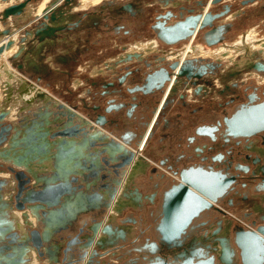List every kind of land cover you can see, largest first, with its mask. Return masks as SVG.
Masks as SVG:
<instances>
[{"label": "rangeland", "instance_id": "rangeland-1", "mask_svg": "<svg viewBox=\"0 0 264 264\" xmlns=\"http://www.w3.org/2000/svg\"><path fill=\"white\" fill-rule=\"evenodd\" d=\"M43 1L16 0L14 3L2 6L4 2H9V0H0V19L4 7L24 3L23 11L20 14L11 16L5 21L0 20V33L5 29L9 31L7 36L0 35V41L6 37H12L10 40H13L12 45L15 42L16 45L24 47L25 55L36 59L35 61L31 60L33 67H22L23 71L19 70L18 65H22L20 62H24L20 60L24 59L25 56H22L23 51L16 53L18 51L16 48V51L13 52L16 54L11 58L1 59L0 65L7 61L12 72L18 75L15 72L17 71L20 77L22 76L20 73L23 74V72L30 76L34 75L32 78H27L29 83L39 85L50 95L53 93L58 95L59 97L53 96L54 94L52 96L59 101L61 100V104L83 116V119L91 121L90 123L93 122V125L90 126L88 123H80L82 120L73 117L79 126L84 127L86 131V135L80 133L79 137L71 138L74 139L75 145L80 148L78 142L88 141L86 152L91 156L90 151L93 150V147L89 142L92 140V133H98L104 137V142L109 141L110 135L115 136L114 138L119 141L112 140L113 143L110 140L113 146L111 148L117 152L120 149H125L127 153L133 156L137 153L136 149H138L142 139L141 135L145 134L153 115L155 116L160 111L153 134L148 139L147 155L145 154L144 159L139 157L131 161L130 165L117 166L115 169L113 167L114 162L109 161L111 159L107 149L109 147L104 143L103 149L106 152L103 151L102 155L108 154L109 164L105 163L107 159L100 158L101 162L99 160L100 163H96L98 166L91 168L89 172L86 169L92 162L90 157L84 162L82 168L85 167L84 171L92 174V176L86 172H83V175L77 173V175L71 176L76 178L75 187H82L80 192L88 195L99 191L105 203L109 204L107 210H104V213L97 217H93V214L89 213L82 215L76 223L74 232L56 235L57 241L66 239V243L72 239H79L75 245V250L72 251L76 255V248L83 245L81 249L86 252V258L79 264H89V261L93 264L108 263L109 259L113 260L114 255L112 253L115 251H121L120 259H114L112 262L128 264L129 261H137L138 264H141L143 260L150 257L144 251L138 252L136 250L141 249L147 241L157 242L154 230L156 220L153 214L155 210H158L160 204L158 195L163 193L164 186L170 179L176 180V176L183 169L197 163L207 162L204 164L206 169L215 165L217 169L214 168L217 171L226 169L230 163H234V165L246 164L250 165V171L248 170L246 173L236 170L228 171V174H233V180L220 199V203L218 205L215 203L213 206L218 208L216 214L201 219L200 224L202 225L199 224L197 231L192 232L194 234L186 239L188 244H194L197 240L201 246H204L210 244L209 239L212 238V243L219 249V257L223 255L224 259L228 260L224 253L227 254L229 250L231 252L233 248L236 249L233 247L232 241L235 230L238 227L248 229L264 224V189L260 188L261 180L258 182L251 178L254 176L253 172L258 175L261 173L262 164H264V138L262 139V136L259 135L250 138L249 136L229 134L224 122V117L228 116L233 108L245 102V94L255 91L264 100V54H250L251 56L255 55L254 57L257 59L252 60L255 62L247 66L249 68L241 67L244 69L238 71L236 75L235 70L241 68H234L235 66L231 64L232 69H229L228 65L230 64L228 60H223V57L195 58L199 65L207 68V72L200 79H190L180 75L182 77L179 79V84L167 100L168 105L164 109L161 103L168 88L169 79L165 80L164 86L159 89L147 90L146 86L148 77L161 69L173 76L175 70L169 64L179 61L177 55H180L188 44L203 46L204 50H211V52L231 50L233 54L236 51V45L244 34L253 33L257 39H264V0H104L98 6H87L86 8L81 6V0L69 2L61 0L58 6L47 14V19L44 17L37 19L35 11ZM54 1L60 0H50L49 2ZM192 17H202L203 25L192 28L190 35L173 42H166L161 36L162 29L172 28ZM204 17L208 18L204 20ZM27 34L30 35L27 37ZM15 36L17 37L15 38ZM46 39L47 41L53 40L55 44L43 45ZM37 41L44 46H42L43 49L42 47L37 48L40 46L36 45ZM151 42H154L151 44L153 46L148 49L137 48L135 45ZM84 47L91 48L92 52L81 53L80 50ZM150 49L152 50L149 51ZM242 51L244 52V50ZM247 57L249 59V56ZM71 62L74 65L72 69H69ZM52 71L64 73L67 77L64 80L50 79V77L39 78L42 73ZM21 78L24 79L25 77ZM0 79H4L2 75ZM190 80L195 81V83ZM61 104L55 103L54 106L52 101L45 100H38L37 102V108L44 109L40 113L42 116L45 115L44 117H50L48 115L49 108L56 107V112L52 114L54 117L51 121L52 124H48L49 128L54 129L43 131L50 139V145L48 144L47 148L49 150L73 142L68 138L64 139L65 141L50 138V134L62 126L61 123L67 122V117L56 115L62 108L64 109L61 112L68 113L63 106L58 109ZM11 110L8 105L4 106L3 104V107H0V112H7L4 124L12 126L10 135L16 130L14 122L18 121V118L12 121L9 117L13 113ZM10 111L11 114H9ZM18 111H21V108ZM36 111L31 110V114L29 112L28 115L32 118L35 117L33 115ZM45 111L48 113L44 114ZM97 115L103 116L106 120L103 125L96 123ZM56 117L59 118L58 122H56ZM36 121L37 118L31 121L30 127H35ZM20 123L22 124L21 121L18 122V124ZM21 126L23 127V124ZM93 126H96L97 129ZM91 127L93 131H90ZM211 132L215 137L227 135V138L234 141L238 139L240 142L239 144L235 142L225 143L222 140L214 145L213 141L209 142ZM126 133L132 135L130 144L121 140L120 136ZM92 145L96 146L94 150H102L98 142ZM115 154L116 152L112 155ZM219 154L222 156L220 157ZM216 156L218 161L214 160ZM204 158L205 160H202ZM55 162H60V160H55ZM142 162L148 168V172L147 169L145 172L134 170L137 167L145 168ZM1 164L7 165L2 166ZM13 164L9 160H0V174L3 172L1 175H7L4 179H7V183L11 185L8 186L10 189H7L13 196L12 204L15 203L14 197L17 193L18 182L12 176L15 172L12 170L10 172L7 167L12 165L14 169L25 171L24 167L17 168ZM135 171L136 173L133 174ZM220 172L225 174V171L222 172L221 170ZM24 173L28 176L26 171ZM43 175L51 176L52 172L43 173ZM129 175H131L130 178ZM84 179L89 185L88 188H85ZM130 181L133 182L130 183ZM91 183L93 186L90 187ZM104 183H106V187L108 186L107 189L104 188ZM32 186L33 180L30 179L29 187ZM119 186H122L121 191L118 190ZM111 205H116V207L111 210L109 214L111 217H108L106 223L104 222L101 226L100 240L103 236V239L108 237L115 240L114 244L108 246L105 244V247L113 248H108V251H105L94 247L89 251V248H85L88 238L82 236L91 238L93 235L88 227H83V223L90 227L96 220L100 223ZM15 211L18 210L15 209ZM116 221L118 226L115 224ZM25 222L26 229H37L36 227L40 225L39 221L35 226L27 223L26 220ZM190 228L189 226L188 231L191 230ZM103 230H105L104 233ZM18 233L23 235L19 230ZM50 245L44 243L38 251L45 254L44 248L50 247ZM212 248L210 247V249ZM32 250L35 251L34 248ZM95 251L97 254H94ZM58 258L62 260L60 254ZM38 259L39 264H50L45 256L38 255ZM216 261L218 263L217 259Z\"/></svg>", "mask_w": 264, "mask_h": 264}, {"label": "water", "instance_id": "water-1", "mask_svg": "<svg viewBox=\"0 0 264 264\" xmlns=\"http://www.w3.org/2000/svg\"><path fill=\"white\" fill-rule=\"evenodd\" d=\"M64 1L69 2L71 0ZM52 5L49 12L56 7L54 3ZM23 7L24 3L5 8L0 20L5 21L11 16L20 14L23 11ZM48 13H45L42 17L47 19ZM201 18L192 17L176 24L172 28H164L162 29L161 36H172L169 42L185 38L191 34L192 28L197 27V21ZM205 18L208 17H204V20ZM201 25H203L202 22ZM7 34H9L7 29L0 33V35L4 36H7ZM11 45L12 41H7L5 45L0 46V55L4 49L9 48ZM62 106L59 107L62 108ZM66 109V111L69 110L70 112L64 113L59 109L58 113H56V115L67 117V122L61 123L62 126L50 134L51 139L61 141L67 138H77L80 133L85 134V128H81L76 121L73 122L75 120L73 119L75 113H78L71 108ZM6 114L7 112L5 111L0 112V160L4 161L8 159L17 168L27 167L28 169H25V171L28 173V176L25 173H16L18 181L17 193L14 197L15 203L11 205L12 207L0 195V264H28L32 257L30 255L32 248L38 251L44 243L51 245L45 248V254L40 252L38 254L42 257L45 256L48 263L58 264L66 262L65 264H79L86 258V252L81 249L83 245L76 248V255L72 253L79 240L72 239L65 243L66 247H63L60 242L54 241L56 240L55 237L59 232L73 228V225L82 215L93 213V216L97 217L104 213V210H107L108 204L105 203L99 191V193L93 192L88 195L80 192L82 187L76 188L75 179L71 177L68 180L65 170H62L60 174L47 175L46 177L33 168L32 165L40 161L38 160L39 156L48 151L49 142L47 140L44 143L38 141L39 138L46 137V133L35 131L33 129L34 126H32L26 130V138L17 142V134L10 138L12 126L4 124ZM263 117L264 104L255 105L249 109L237 111L225 124L227 131L232 135L252 136L264 131ZM82 142H78L80 147H83L81 145ZM60 146L55 150L56 161L64 154V149L61 150ZM17 150H21L22 153H16ZM114 152H116L115 156L119 159L118 162L122 161L123 166L129 165L132 159L131 154L120 152L119 150L118 152ZM94 163L90 162V166H86V170L90 172L91 168L98 166L97 162ZM57 165L58 163L55 164V167ZM7 170L11 172L9 167H7ZM83 172L86 171L83 170ZM179 177L180 183L173 185L164 194L162 216L156 227L160 237L159 241L165 244H176L185 233L193 218L197 217L201 212L210 209L211 205L208 200H212L215 203L218 201V198L224 195L231 180L219 181L218 177L226 178L221 172H211L203 169L183 170L179 173ZM30 179L34 183L32 187H29ZM83 183H85V188L89 187L86 180ZM4 186L5 182L0 179V193L1 188ZM91 186H93L92 183L90 184ZM104 188L107 189L105 183ZM73 206H76V208H72ZM15 209L23 212L24 217L27 216V213L36 217L39 220L40 227L32 230L27 229V231L21 233L23 235H20L18 233L20 229L14 225V216L10 212ZM98 223H94L89 228L92 231V235L97 233L99 229ZM104 232L105 230H103ZM89 242L90 239H88L87 247L85 248L91 247ZM235 243L240 249L241 257L243 258L244 250L248 243H255L256 245L262 243L264 245V226L257 227V230L254 232L237 233ZM96 245L100 249L105 247L101 240ZM250 248L254 251H261L264 247ZM59 254L62 256V260H59ZM94 254H97L96 251ZM192 263L191 261H187L184 264ZM199 263L205 264L203 261Z\"/></svg>", "mask_w": 264, "mask_h": 264}, {"label": "bare ground", "instance_id": "bare-ground-1", "mask_svg": "<svg viewBox=\"0 0 264 264\" xmlns=\"http://www.w3.org/2000/svg\"><path fill=\"white\" fill-rule=\"evenodd\" d=\"M14 1H16V0H9V2H4L3 3V5L2 6H5V5H9V4H11V3H14ZM50 0H44L41 4H40V6L38 7V9L35 11V17L38 19V18H41L45 13H48L49 12V9L53 6L52 5V3H54V5L55 6H58V4L61 2V0L60 1H58L57 3L54 1V2H49ZM102 1H104V0H81V6L82 7H87V6H90V7H94V6H98V4H100ZM212 1V0H211ZM210 1V2H211ZM209 2V3H210ZM102 6H103V4H101ZM177 5V4H176ZM2 6H1V8H2ZM7 7V6H6ZM6 7H4V8H6ZM3 8V9H4ZM205 11H206V9H205ZM61 12V11H60ZM64 12V11H63ZM59 13V12H58ZM62 14V13H61ZM202 14V13H201ZM204 14H206L205 12H204ZM58 15V14H57ZM203 16V15H202ZM59 17V16H58ZM212 17V16H211ZM52 19V18H51ZM53 19H54V17H53ZM64 19V18H63ZM66 19V18H65ZM56 20V19H55ZM201 21V20H200ZM200 21L198 22V25L200 26L201 25V23H200ZM63 22V21H62ZM62 22H60V23H62ZM59 23V24H60ZM200 23V24H199ZM198 26V27H199ZM62 28V27H61ZM44 31V30H43ZM196 31V30H195ZM45 32V31H44ZM47 32V31H46ZM51 32H53V31H51ZM50 32V33H51ZM195 33V32H194ZM194 33H193V35H194ZM45 34V33H44ZM47 34H49V33H47ZM28 35H30V34H27V37H28ZM42 35V34H41ZM45 36H46V34H45ZM14 37V36H13ZM17 36H15V38H16ZM26 37V36H25ZM26 37V38H27ZM39 37V36H38ZM47 37H48V35H47ZM192 38V37H191ZM12 39V37H6L5 39H3L2 41H0V46H2V45H5V43L7 42V41H10ZM32 39V38H31ZM40 39H42V38H40ZM47 40V39H46ZM45 40V41H46ZM13 41V40H12ZM16 41V40H15ZM28 41V40H27ZM44 41V42H45ZM5 42V43H4ZM38 42V41H37ZM43 42V43H44ZM20 43H22V42H20ZM47 43V42H46ZM50 43V42H49ZM152 43H154V42H151V43H147V44H141V43H137V44H135L136 45V47L137 48H146V49H148V48H150V46H153V45H151ZM156 43V42H155ZM19 44V43H18ZM24 44V43H23ZM51 44H54V42L53 41H51ZM37 45H40V43L39 44H37ZM45 45V44H44ZM155 45V44H154ZM40 47H42V45H40L39 47H37L38 49H40ZM133 47H135V46H133ZM132 47V48H133ZM135 47V48H136ZM203 46H200V45H192V44H188V46H186L185 47V49H184V51L180 54V55H177V56H179L178 58H179V60H180V63H178V64H181V62L182 61H184L185 59H194V58H198V57H210V56H219V57H223L224 59L223 60H228L229 61V63H232V64H235L236 65V67H247L248 65H250V64H253V62H255V61H252V60H254V59H257V57H254L253 55L251 56L250 54H255V53H261V54H264V39H257L256 37H255V35L253 34V33H248L247 35L246 34H244V36L242 37V39L239 41V43L236 45V51H235V53H231L232 51L231 50H229V51H227L225 48V51H222V50H216L215 52L214 51H212L211 52V50L210 51H206V50H204V48H202ZM16 48H18V51L16 52V53H20L21 51H23V53H24V47H20V46H18V45H16L15 44V42L13 43V45H11L9 48H7V49H4L3 50V54H1L0 55V60L1 59H5V57H7V58H11V57H13V55H14V53H13V50H15L16 51ZM156 49V48H155ZM183 49V48H182ZM181 49V50H182ZM152 49H150L149 51H151ZM242 50H244V52L242 51ZM14 51V52H15ZM240 51H242V53H240ZM37 52V51H36ZM13 53V54H12ZM15 53V54H16ZM179 53V52H178ZM35 54V53H34ZM244 54H246L245 56H243ZM166 55V54H165ZM173 55V54H172ZM260 55V54H259ZM171 56V55H170ZM247 56H249V59H247L248 57ZM261 56H263V55H261ZM167 57H168V55H167ZM247 57V58H246ZM175 59H176V57H175ZM263 60V59H262ZM1 63H2V61H1ZM0 67H1V71H0V76L2 75V78H4V79H7L6 81L4 80V79H0V107H3V104H4V106H10L11 107V109L13 110V113H12V115L11 116H9V117H11V120H13V121H15L17 118H18V113H20V111H18V109L19 108H21L23 105H25L26 104V107L29 105V107H27V109H28V111L30 112V114H31V110H37L34 114L35 115H33V116H35V117H33L32 118V120L31 121H34L35 120V118H37V121H38V119H40V118H42L40 121H39V127H41V128H43V121H44V119H46L45 117H43L41 114H40V112L42 111V110H44V109H40V108H37L38 107V105H37V102H38V100H45V101H52L53 103H54V105H55V103L56 104H61L60 102L61 101H59L58 99H55V98H53V96L52 95H50V93H48V91H46V90H44L42 87H40L39 85L37 86V85H33L32 83H29V81L26 79V78H24L23 76H21V77H23L24 79H22L19 75H15L13 72H12V70L10 69L11 67L8 65V63H7V61L5 62V63H3L2 65H0ZM25 76V75H24ZM256 76V75H255ZM6 77V78H5ZM4 80V81H3ZM3 84V85H2ZM13 91H15V92H13ZM167 93H168V90L166 91V93H165V95H167ZM6 94H7V96H6ZM165 95H164V97H165ZM44 104V103H43ZM47 105H49V104H47ZM61 105H63V104H61ZM46 106V105H45ZM65 108H68L67 106H65V105H63ZM24 107V106H23ZM60 108V107H59ZM11 110V111H12ZM22 110V109H21ZM67 110V109H66ZM11 111L9 112V114H11ZM18 111V112H17ZM23 111V110H22ZM51 111H49V113H50ZM67 112H70L69 110L67 111ZM45 113H48V111H45L44 112V114ZM58 113V112H57ZM40 114V115H39ZM60 117V116H59ZM82 117V118H81ZM75 118H78V119H80V120H82V121H84L85 123H87V121H85L84 119H83V116H80V115H78V114H76L75 113ZM8 119V118H7ZM30 119V118H29ZM48 119V118H47ZM56 119H57V121L56 122H58V120H59V118L58 117H56ZM36 121V122H37ZM17 122H19V120L17 121ZM51 122V121H50ZM48 124H52V122L51 123H48ZM48 124H46V128L45 129H51L52 130V128H49V126H48ZM83 126V125H82ZM45 127V126H44ZM29 128H30V125H29ZM84 128V127H83ZM28 129V128H27ZM34 130H36L37 128H36V126L33 128ZM40 129V128H39ZM45 129H43L42 130V132L45 130ZM46 131V130H45ZM90 131H91V129H90ZM24 133H26V132H24ZM91 134V133H90ZM86 135V134H85ZM47 136V135H46ZM95 136V135H94ZM84 137V136H83ZM115 137V136H114ZM93 138V136L91 137V139ZM44 140H50L49 138H47V137H44L43 138ZM100 139V138H99ZM70 140H73V139H70ZM103 140V139H102ZM22 141V140H21ZM38 141H40L41 143H44V141L42 140V138H39V140ZM65 141V140H64ZM67 141V140H66ZM101 141V140H100ZM58 142H60V141H58ZM53 143H54V141H53ZM88 143V141H84V143L82 144V146L83 147H80V149L79 150H77L76 152H75V154L72 156V160H71V163H70V165L66 168V169H60L59 168V165H62L61 163L60 164H58L57 165V167H55V164H54V162H55V160H56V156H55V153H56V149H53V150H49L48 149V151L47 152H45V153H43V154H41L40 156H39V159L38 160H40L39 162H37L35 165L33 164L32 166H35L36 167V169L38 170V168H40L41 170L42 169H45L46 170V164H49V167L47 168V169H50L48 172H52V175L51 176H53V175H56V174H60L61 173V171L62 170H65L66 171V176H67V178H68V180L71 178V176L72 175H74V174H77V173H83V170H84V168L85 167H83L82 168V165L84 164V162H86V160L87 159H90V154H87V152H86V146L88 145L87 144ZM90 143V142H89ZM61 144V143H60ZM50 145V144H49ZM123 145V144H122ZM147 145H148V143L146 144V137L144 138V140H142V142L139 144V146H138V149H136L137 151V153H135L133 156H132V159L133 160H135V159H137V158H139V157H141V159H144V156H145V152L147 151ZM65 145H61L59 148L61 149H64L66 152H67V150H68V147L65 149V147H64ZM99 146V145H98ZM118 147V146H117ZM58 148V147H57ZM126 148V147H125ZM61 149V150H62ZM108 149V151H109V149H114V148H111V147H109V148H107ZM125 150V149H124ZM129 150V149H128ZM19 152V151H18ZM106 152V151H105ZM110 152V151H109ZM130 152V151H129ZM17 153V152H16ZM115 152H113L112 154H114ZM147 155V154H146ZM148 157V156H147ZM101 158V157H100ZM149 159V158H148ZM8 160V159H7ZM6 160V161H7ZM48 160V161H47ZM91 160V159H90ZM107 160H109V159H107ZM47 161V162H46ZM58 161V160H57ZM100 162H101V160H100ZM153 162V161H152ZM7 164H9V163H7ZM7 164H1L2 166L4 165V166H6ZM103 164V163H102ZM131 164V162L129 163V165ZM90 165V164H89ZM121 165V164H120ZM10 166V165H9ZM50 166H52V169H51V167ZM122 166V165H121ZM121 166H119V167H121ZM15 167V166H14ZM24 167V166H23ZM106 167H107V165H106ZM122 167H124V166H122ZM13 172H15V174L14 175H12V176H14V180L15 181H17V179H16V173H24L23 171H21V170H18V169H14L13 167H12V165H11V167H9ZM25 169H28L27 167H24ZM113 168V167H112ZM105 169V168H104ZM23 170V169H22ZM114 170V169H113ZM47 171V170H46ZM79 171H82V172H79ZM145 172V169L143 170H141L140 172ZM115 172V171H114ZM123 172V171H122ZM3 173V172H2ZM1 173V174H2ZM47 173V172H46ZM136 173V171L135 172H133V174H135ZM0 174V179H2L4 182H5V186L4 187H2L1 188V193H0V195L2 196V198L6 201V202H8L9 203V205L11 206L12 205V202H13V196H12V194L10 193V191H8V189H10V188H8V186H11L10 184H8L7 182V179H5L4 180V178L7 176V175H1ZM26 174V173H25ZM48 174V173H47ZM138 174V173H137ZM92 175V174H91ZM94 175H95V173H94ZM110 175H112V174H110ZM113 176V175H112ZM146 176V175H145ZM147 176H148V174H147ZM131 177V175H129V178ZM112 178V177H111ZM72 179H75L76 180V178H72ZM136 179V178H135ZM106 180V179H105ZM119 180V179H118ZM152 181V180H151ZM18 182V181H17ZM131 182V181H130ZM180 183V182H179ZM179 183H177V185L179 184ZM32 184V183H31ZM34 184V183H33ZM147 185V184H146ZM148 185H149V183H148ZM108 187V186H107ZM110 187V186H109ZM114 187V186H113ZM124 187V186H123ZM8 188V189H7ZM96 188V187H95ZM98 188V187H97ZM122 188V186H119V189L118 190H120ZM5 189V190H4ZM7 189V190H6ZM83 190V189H82ZM17 191V190H16ZM113 191V190H112ZM121 191V190H120ZM109 192V191H108ZM208 202H209V204L211 205L210 206V209H212L213 208V204H214V201H212V200H208ZM109 204V203H108ZM115 204V203H114ZM113 204V205H114ZM113 205H111V207H110V209H109V211H107L106 213H105V215H104V217H103V220L99 223V229H98V231H97V233L96 234H94L91 238H89V237H85V238H88V239H90V242H89V244L91 245V247H88L89 248V251H91L94 247H98V245H96L97 244V242L100 240V237H101V226L103 225V223L105 222L106 223V219L108 220V217H109V214H110V212H111V210L112 209H114L115 207H116V205L115 206H113ZM160 206H161V204L159 205V208H160ZM12 207V206H11ZM72 208H76V206H73ZM210 209H207V210H210ZM207 210H205V211H207ZM155 211H157V210H155ZM205 211H203V212H205ZM12 214H13V216H14V219H13V222H14V225L17 227V228H19L20 229V232L21 231H27V229H26V227H25V220L27 221V223H29V224H31V225H33V226H35L36 225V223L39 221V220H37L36 219V217H33V216H31V215H29V213H27L26 215V217H24L23 216V212H18V211H15V210H13V211H10ZM89 214H93V213H89ZM111 214H113V213H111ZM142 215H143V213H142ZM141 216V215H140ZM161 216H162V212H161ZM94 217V216H93ZM111 217V216H110ZM109 217V218H110ZM81 218V217H80ZM92 218V217H91ZM137 219V218H136ZM139 219V218H138ZM160 219H161V217H160ZM160 219H159V221H160ZM79 220V219H78ZM95 220V219H94ZM159 221H158V223H159ZM78 222V221H77ZM76 222V223H77ZM123 222V221H122ZM192 222V221H191ZM39 223V222H38ZM76 223L73 225V228H71V229H68V230H66V232H59L57 235L59 236V234L61 235H63V234H66L67 232H71V233H73L74 232V230H75V226H76ZM158 223H157V225H158ZM84 224V225H83ZM82 225H83V227H90V226H87L85 223H83ZM38 225V224H37ZM156 225V226H157ZM40 225H38V227H39ZM124 226V225H123ZM138 230V229H137ZM186 232V231H185ZM24 233V232H23ZM136 233V232H135ZM132 235H134V234H132ZM159 237V236H158ZM60 238V237H59ZM58 239H56V241H57ZM60 240V239H59ZM61 240H64V239H61ZM65 241H66V239H65ZM65 241H64V245H63V243H61L62 244V246L64 247L65 246ZM104 246V245H103ZM46 248V247H45ZM45 248H44V253H45ZM114 249H116V248H114ZM40 251H37V250H35V251H31L30 253V255H32V257H31V260H30V264H39V259H38V253H39ZM40 253H42L43 254V252H40ZM90 253V252H89ZM40 256V255H39Z\"/></svg>", "mask_w": 264, "mask_h": 264}, {"label": "flooded vegetation", "instance_id": "flooded-vegetation-1", "mask_svg": "<svg viewBox=\"0 0 264 264\" xmlns=\"http://www.w3.org/2000/svg\"><path fill=\"white\" fill-rule=\"evenodd\" d=\"M200 20L201 19H199L197 21V23ZM200 23H201V21H200ZM164 39H165L166 42H169V40L172 39V36H164ZM178 63H180V60L178 62H175V63L171 62V64H169L175 70V72L173 73V76H171L169 72H166L165 70L161 69L160 71H157L156 73H154L152 76H149L148 79H147V86H146L147 90H150L151 88L159 89V88H161V86H164L165 80L169 79L168 81H170V82H169L168 88L166 89V91L168 90V93H167V95H165V93H166V91H165V93H164L165 97L163 96V101L161 103L164 106L163 109L166 107V105H168L167 104L168 103L167 100L172 96L173 92L176 90V87L179 84L178 82L180 81L179 79L182 77L180 75L189 77L190 79H192V78L200 79L203 76V74L207 72V70H206L207 68L205 66H203V65H199V62L195 58L194 59H185L184 61L181 62V64H178ZM193 64H194V67H192ZM247 68H249V67H247ZM168 69H171V68H168ZM243 69L244 68H241V69L235 71V75L237 74L238 71H242ZM190 81L192 83H195V81H193V80H190ZM170 91H171V93H170ZM245 95H246L245 102H243L242 104H239L238 106L233 108L232 112L228 116L226 115L224 117V122H226L227 120L231 119V117L237 111H240L241 109H249L252 106L264 104V100L261 99L259 97V94H257L255 91H252L251 93L245 94ZM159 113H160V111H159ZM159 113L155 114V116L153 115L152 120L153 119L154 120L150 121V123H149V125H148V127L146 129V132H145L146 135L145 134H144L145 136L141 135L142 138L146 137V144L149 141L148 139L151 138V136L153 134L154 128H155V126L157 124V119H158L157 117H158ZM94 119H95V117H94ZM85 120L87 121L88 124H90V126L93 125L92 124L93 122L90 123L91 121L89 122L87 119H85ZM105 122H106V120L104 119L103 116L97 115L96 123H98L100 125H103ZM262 122L264 123V117L262 119ZM93 127L95 129H97L96 126H93ZM101 127H103V126H101ZM215 130H216V128H215ZM91 131H93L92 127H91ZM204 133L206 134V132H203V134ZM212 133L213 132H211V134L209 135V138H210L209 142L213 141L214 145H216L217 143H220L222 140L225 143L235 142L236 144H239V142H240L238 139H236L234 141L231 138H227V135L226 136L221 135L220 137H218V136L215 137V135L212 134ZM228 133H226V134H228ZM92 135H93L94 139L91 140L90 143H89L93 147V150L90 151V153H92L91 156H90L92 162H97L98 163L99 160H100V156L103 159H109L108 158V154L106 156H104V155H102V153H103V151L105 152V150L103 149V144L104 143L107 145V147H113L112 146V142L110 141L111 139H108L109 141L104 142V140H105L104 137H102L98 133H92ZM257 135L262 136V139H263L264 138V131H261V132L255 134V135H252V136H249V137L251 138V137H254V136H257ZM131 136H132L131 133H126L125 135H123L121 137V140L124 143H126V144H130L129 141H130ZM144 138H143V140H144ZM97 142L101 145L102 150H94V149H96V146H94L92 144H97ZM140 142H142V141H140ZM109 151H110V155H111V159L109 161L110 162H115L113 167H115V169H116L117 166H121V165L123 166V164H122L123 162L122 161L118 162L119 159L115 155L113 156L111 154V153H113L115 151V149H109ZM120 151H122L124 153H127L124 149H120ZM94 152H96V153L94 154ZM219 156L221 157L222 155L219 154ZM202 160H205V158L202 159ZM214 160L218 161L217 156H216V159L214 158ZM131 161H134V160L131 159ZM105 162L109 164L108 160L105 161ZM205 163H207V162H205ZM205 163H203V164H201V163L200 164L199 163L193 164L192 166H190L188 168H185L183 170H188V169L202 170L203 169V170H209L211 172L212 171L213 172H220L222 170V172L225 171V174H223V175L227 179L218 177V180L219 181H226V180H230L231 179L229 185L231 184V182L233 180L232 179V175L233 174H231V173L228 174L229 170H232V172L236 170V171H241V172H244V173H246L248 170L250 171V165H246V164L245 165L244 164H239V165L235 164L234 165V163H230V164H228V167L226 169H220V171H217L216 170L217 168L213 164H212L213 166L208 167V169H206V166L204 165ZM124 167H125V165H124ZM147 172H148V170H147ZM261 174L264 176V164H262L261 173H259V175H258V174H255L253 172L254 176H251V178H253L252 180L258 181V182L261 180L260 188L264 189V177ZM178 180H180L179 174L176 176V180L170 179L167 182V184L164 186L163 193L158 195V200L160 201L159 203L161 204L160 210H159V205H158V210L155 211L156 215H155V213L153 214V217L155 216L154 218L156 220V224H155V229L154 230H155V233H156L157 242H155V241L154 242L153 241H147L144 245H142L141 249L136 250L138 252H143L144 251L150 257L147 260L146 259L143 260L141 262V264H184L187 261L193 262L192 264H200L199 262H201V261H203L205 264H225V263L226 264H264V248H262L263 250H261V251H254V250H252L250 248V247H264V245L262 243L261 244H257V245L255 243H248L246 245V249L244 250L243 258L241 257V251L238 248V246L236 245V243L234 245L237 233L254 232V231L257 230V227H259V226L250 227L248 229H245L243 227H238V229L235 230V232L232 235V237H233L232 241H233V247H235L238 250H236V249L234 250V248H233L232 249L233 251L231 250V252H230V250H229V252H227V254L224 253L228 257V260H225L223 255H221V257H219V255H218L219 249L216 248L215 244L212 243V238L209 239V242H211V243L207 244V245H204V246H201L197 240H195L194 244H188L186 242L187 237L189 238L192 234H194L192 232L197 231L199 226L202 225V224H200L201 223L200 222L201 219L206 218V217H210V216H214L216 214V210L218 209L216 207H213L214 209L212 208V209L207 210L205 212H201L197 217L193 218L192 222L189 225L191 227L190 228L191 230L188 231V228H189V226H188V228L186 229V232L181 236V238L177 241L176 244H173V243L172 244H165V243L160 242L159 241L160 237H158L159 235H158V232L156 230V227H157L156 225H157V223H158V221H159V219L161 217L162 203H163V199H164V194L173 185H176L177 183H179ZM110 182H112V181H110ZM131 182H133V181H131ZM112 184H113V182H112ZM105 185H106V183H105ZM228 194H229V192H228ZM222 197L218 198V201L215 202V203H217V205L220 203V199ZM152 198L150 199L151 201H152ZM153 202L154 201H152V203ZM215 203L213 204V206L215 205ZM97 222H99V221L96 220L95 222H93L92 225H94V223H97ZM260 226H262V225H260ZM263 226H264V224H263ZM77 241H78V239H77ZM184 242H185V245H184ZM210 247L211 248L213 247V248L210 249ZM233 253L235 254V256H234ZM169 255H172V256H169ZM230 256H231V259H230ZM172 258H174V259H172ZM216 259L218 260V263H217ZM89 264H93V263H91L89 261ZM128 264H138V263H137V261H129Z\"/></svg>", "mask_w": 264, "mask_h": 264}, {"label": "crops", "instance_id": "crops-1", "mask_svg": "<svg viewBox=\"0 0 264 264\" xmlns=\"http://www.w3.org/2000/svg\"><path fill=\"white\" fill-rule=\"evenodd\" d=\"M1 28V27H0ZM1 40V39H0ZM51 41H53V40H46L44 43H43V45L45 44H51ZM47 42V43H46ZM50 42V43H49ZM54 42V41H53ZM5 43V42H4ZM37 44H39V42H37L36 43V45ZM54 44H55V42H54ZM42 45V46H43ZM44 47V46H43ZM43 47H42V49H43ZM41 49V50H42ZM15 50H13V52H14ZM80 52L81 53H84L85 52V54L86 53H91L92 52V49L91 48H82L81 50H80ZM13 54V53H12ZM15 54V53H14ZM39 55V54H38ZM22 56H25L24 57V59H21L20 61H24V62H20V63H22V65H18V69L19 70H22V67H25V68H31V67H33V65H31L32 64V61L31 60H36L35 59V57H33V58H29V55L28 56H26L25 55V53H23V55ZM228 63H229V61H228ZM230 65H228V67H229V69H232L231 68V64L232 63H229ZM73 62H71L70 64H69V69H72V67H73ZM235 67L234 68H237L236 67V65L235 64H233ZM241 68V67H240ZM237 70H239V68H237L235 71H237ZM23 71V70H22ZM18 75H19V73L17 72V71H15ZM19 72H21V71H19ZM20 75H22L23 77H25L26 79L27 78H32V77H34V75H32V76H30L29 74H26V73H24L23 72V74L22 73H20ZM25 75V76H24ZM66 74H64V73H61V72H58V71H52V72H45V73H42V76H39V78H41V77H43V79H45V78H47V77H50V79H52V78H58V79H62V80H64L67 76H65ZM70 75V74H69ZM38 77V76H37ZM60 91V90H59ZM52 92V91H51ZM53 93V92H52ZM170 93H171V91H170ZM169 93V94H170ZM54 94V93H53ZM52 94V95H53ZM53 96H57V97H59L58 95H53ZM56 97V98H57ZM61 97V96H60ZM59 100V99H58ZM61 101V100H60ZM162 101H163V99H162ZM69 105H71L72 106V104H69ZM24 106V107H23ZM22 107H21V109L23 110H21L20 111V113H18L19 114V116H18V120L19 121H21L22 122V124H23V127L21 126L22 124L20 123V124H18V122H14L16 125H15V132H13V134H11V136H10V138L12 137V136H14V135H16L17 134V138H16V141L18 142V141H21V140H24V138H26V133H24V132H26V130H28L29 129V125H31L30 124V120H31V116H29L28 114H29V111H28V109H27V107H29V105L26 107V104L25 105H23ZM55 106V105H54ZM49 110L51 111L50 113H48V115L50 116V117H45L46 119H44V121H43V125L45 126H43V128H41V127H39L40 125L38 124L39 123V121L42 119V118H40V119H38V121L35 123V125H36V130L35 131H41L42 132V130L43 129H45L46 128V124H48V123H51L50 121H52V118H54L53 116H52V114L53 113H55L56 112V107H50L49 108ZM40 113H42V111L40 112ZM157 113V112H156ZM45 116V115H44ZM43 116V117H44ZM30 118V119H29ZM48 118V119H47ZM73 119H75V118H73ZM63 120V119H62ZM79 120V119H78ZM154 120V119H153ZM152 120V121H153ZM13 121V120H12ZM73 122H75V120L73 121ZM69 123H72V122H69ZM80 123H83V124H86V123H84V122H80ZM82 124V125H83ZM39 125V126H38ZM21 126V127H20ZM28 128V129H27ZM40 128V129H39ZM52 129H54V128H52ZM46 130V129H45ZM51 130V129H50ZM133 134H135V133H133ZM145 135H146V133H145ZM144 135V136H145ZM120 136V135H119ZM123 136V135H122ZM122 136H120V137H122ZM47 137V136H46ZM112 136H110L109 135V139H111V141L113 140V141H117V142H119L117 139H115L114 137H112ZM144 138V137H143ZM143 138H142V140H143ZM43 139V138H42ZM119 139V138H118ZM58 140V139H57ZM141 140V141H142ZM43 141H45L44 139H43ZM48 141V140H47ZM73 142H71V143H68V144H66L64 147H65V149L68 147V150H67V152L64 150V154L60 157V162H56V163H58V164H62V165H59V168L60 169H66L69 165H70V163H71V160H72V156L75 154V152L77 151V150H79L80 148L77 146V145H75V141H74V139L72 140ZM112 141V142H113ZM49 142V141H48ZM149 142V141H148ZM147 142V143H148ZM114 143V142H113ZM141 143V142H140ZM82 145V144H81ZM133 145V143L131 144V146ZM127 147H130V146H128V145H126ZM62 149V148H61ZM63 150V149H62ZM151 150H153L152 148H151ZM19 151V152H18ZM18 154H20V153H22V151L21 150H17L16 151ZM146 153V152H145ZM147 154V153H146ZM48 161V160H47ZM46 161V162H47ZM55 163V162H54ZM140 163H141V161H140ZM143 163V162H142ZM144 164V163H143ZM49 167V164H46V170L45 169H40V168H38V170L36 169V167L35 166H33V168H35L37 171H39L40 173H48V171L50 170V169H47L48 167ZM144 166H145V168H143V170L144 169H147L148 170V168L146 167V165L144 164ZM51 167V169H52V166H50ZM134 170H142L140 167H137V168H135ZM150 171V170H149ZM143 172V171H142ZM5 180V179H4ZM160 205V204H159ZM115 224L118 226V223H117V221L115 222ZM23 232H25V231H21V233H23ZM125 235H126V233H125ZM116 236V235H115ZM82 237H84L85 238V236H82ZM104 237V236H103ZM103 237L101 238V241H102V243L104 244V246H105V244H107V246L108 245H111V244H114V241L115 240H111V239H109L108 237L107 238H104L103 239ZM79 240V239H78ZM64 241H65V239L64 240H59V242L60 243H63V245H64ZM108 248H110V249H112L113 247H103V249L105 250V251H108L107 249ZM120 253H121V251H115L114 253H112L114 256H113V260L115 259V260H118V259H120ZM109 256V255H108ZM112 259H109L108 260V263H103V264H109V263H112V264H117V263H114V262H112L113 261ZM121 264H125V263H121Z\"/></svg>", "mask_w": 264, "mask_h": 264}]
</instances>
